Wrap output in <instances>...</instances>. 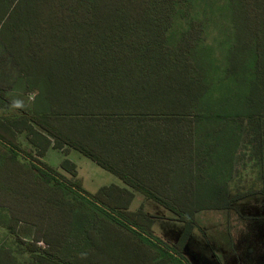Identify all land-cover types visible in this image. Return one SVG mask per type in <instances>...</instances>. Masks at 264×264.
I'll use <instances>...</instances> for the list:
<instances>
[{
	"label": "trees",
	"instance_id": "16d2710c",
	"mask_svg": "<svg viewBox=\"0 0 264 264\" xmlns=\"http://www.w3.org/2000/svg\"><path fill=\"white\" fill-rule=\"evenodd\" d=\"M7 19L17 23L16 26L26 24V40L32 41L30 36L36 32L44 33L40 37H49L41 43V50L38 45L26 46L27 42L21 46L22 54L29 57L18 60L13 67L16 77L18 69V78H22L18 90L34 87L31 82L34 65L37 59L49 55L46 45L56 50L52 40L57 43L64 40V44H58L61 54L53 59L54 72L36 84L40 90L57 86L95 90L107 86V82L122 89V95L111 99L114 100L111 105L104 104L106 101L102 99L80 97L62 101L58 109L47 108L42 112L33 109L26 118L30 127L46 135L47 139L41 137L42 148L31 137H26L31 146L27 151L19 141L0 136V209L12 216L4 227L14 232L10 224L26 223L34 228L40 241L52 243V251L24 245L31 257L25 264H188L181 249L190 234L193 213L225 208L229 203L225 198L227 188L219 187L221 198L217 201L187 210L142 185L137 175L130 176L116 166L139 163L155 166L148 165L155 159L129 146V140L134 128L154 126L157 119L172 116L185 121L194 118L201 123L200 128L190 131L194 135L198 132L199 137L207 132L222 134L226 125L232 124L229 130L236 129L249 137L246 144L256 149L261 160L264 0H15ZM208 28L221 30L223 34L219 58L211 55L212 46L199 42V36L206 34ZM56 33L64 38H55ZM1 95L2 92L0 99H3ZM116 120H121L123 128L118 140L112 138L113 133L118 134ZM206 121L215 125L214 131L205 128ZM70 123L82 130L95 127L112 137H108L107 144L100 141L103 135L97 139L87 134L76 137L68 134L72 128L66 124ZM49 146L76 150L116 175L128 189L109 185L95 193L86 191L73 164L65 160L62 166H51L41 160ZM199 148L204 150L205 146ZM112 153L125 155L123 161V156L117 160ZM131 190L164 206L175 214L173 219L184 222L177 244H168L156 236L151 218L142 210L129 211ZM19 197L32 201L23 202ZM13 198L15 202L11 201ZM47 211H54V215L67 213L68 219L64 221L67 227L74 225L73 219L79 213L91 224L102 221L114 234L121 235L119 244L113 245L116 251L94 244L88 250L90 255L80 251L79 246L64 249L57 242L61 233L52 230L51 237H44L42 224ZM76 231L72 226L67 233ZM78 236L81 238V233ZM98 250L101 254L96 257ZM0 264H11L8 252L1 248Z\"/></svg>",
	"mask_w": 264,
	"mask_h": 264
},
{
	"label": "rangeland",
	"instance_id": "374dc122",
	"mask_svg": "<svg viewBox=\"0 0 264 264\" xmlns=\"http://www.w3.org/2000/svg\"><path fill=\"white\" fill-rule=\"evenodd\" d=\"M14 1L4 0L0 3V92H4L1 95L3 99L0 100V136L6 140L19 141L23 149L30 151L31 146L24 136L26 133V137H31L38 147L43 145L41 137L44 136L46 139L47 137L42 132L39 133L35 127L34 129L30 127L26 116L28 117L33 109L40 110L48 105L49 91L46 90L47 88L40 90L36 84L43 82L45 75L54 72L52 62L54 57H59L61 54L58 44L63 46L64 40L58 43L52 40L56 50L46 45V54L49 55L37 59L34 74L32 73L34 77L31 75L34 87L32 86V89L27 92L18 90L17 85L22 78H18V69L17 77L15 76L13 67L15 64L18 65V60H28L26 57H29L26 53L22 54L21 46L27 42L26 46L38 45L41 50V43L49 40V37L46 35L40 37L44 33L37 35L39 33L36 32L30 36L32 41L26 40L25 36L28 32L26 24L16 26L17 23L7 19ZM55 38L63 39L64 37L56 33ZM199 38L201 45L212 46L211 55L214 58L220 57L221 43L224 41L221 30L208 28L206 34H201ZM29 70L32 72L31 67ZM23 80L26 81L25 78ZM13 87H15L14 90L10 91ZM8 100L12 101L11 104L17 102L21 104V107L17 108L16 117L9 116L10 111L4 105L9 102ZM186 120L174 116L165 117V119H157L153 123L155 127L143 125L140 128H134L129 146L141 150L147 156H152L155 161H150L148 165L152 163L155 166H142L139 163L137 166L116 167L125 169L130 176L137 175L142 185L153 189L166 200H175L177 206L187 210L196 205H205L204 202L217 201L221 198V194L218 193L219 187H226L228 195L225 198L231 202L227 203L225 208H206L193 213L191 231L181 253L188 264H231L233 251L240 254L247 263L251 261L255 264L257 260L264 259V151L260 160L256 149L246 144L249 137L240 134L236 129L233 132L232 129L229 130L232 124L226 125L227 129L224 128L223 132L221 130L222 134L213 135L207 132L203 137H199L198 132L194 135L190 131L200 128L201 123H196L197 120L194 118ZM66 126L72 128L71 132H68L70 135L75 134L76 137H80L87 133L82 130V127L79 129L78 125L73 126L70 123ZM209 127L214 131L215 125L206 121L205 128ZM202 145L205 146L204 150L199 148ZM40 158L48 165L54 166L64 156L56 150L48 149ZM67 159L76 165L82 186L90 193H95L101 187L110 184L124 187L115 175L92 163L76 150H70ZM68 165L65 164V166ZM61 172L70 177L68 172L64 170ZM1 181L4 179L1 178ZM19 200L32 201L24 197H19ZM11 201L15 202V198ZM128 208L132 212L142 210L149 216L153 233L163 241L168 244L178 242L185 224L173 219L175 214L170 210L138 192L133 194ZM53 212L44 213L45 219L42 224L45 229L42 231L44 237H51V231L56 230L57 233H61L57 242H60L64 249L67 247L78 249L79 246L80 251L86 252L87 255H90L91 244L97 245L98 248L99 245L108 246L111 252L116 251L113 245L119 244L121 235L114 234L107 224L102 221L91 224L79 213L73 219L74 225L69 224L67 227L64 221L68 219V214L56 212L54 215ZM247 217L251 218L249 222L252 228L246 227L249 226L248 219H245ZM11 219V214L1 208L0 248L8 252L11 264H25L31 261L24 247L26 244L52 251V243L49 241L50 244L47 245L44 239V242L40 241L31 225L22 222L10 224L15 230L14 232L7 230L4 227L5 223L11 222ZM72 226L73 229H77L76 234L67 233L68 228L71 229ZM247 229L253 231L255 235L248 241L241 240L239 246L234 245L233 243L236 244L238 241V232ZM78 232L81 233V238ZM72 235L77 236V240ZM243 249L244 251L250 249L249 254H243ZM100 254L98 250L96 257ZM244 260H241V263ZM109 262L114 261L109 260Z\"/></svg>",
	"mask_w": 264,
	"mask_h": 264
},
{
	"label": "crops",
	"instance_id": "0c3cea01",
	"mask_svg": "<svg viewBox=\"0 0 264 264\" xmlns=\"http://www.w3.org/2000/svg\"><path fill=\"white\" fill-rule=\"evenodd\" d=\"M16 76V75H15ZM110 83V84H109ZM105 85H107V86H102V87H100V88H97V89H93V88H85L84 86L82 87V88H76L75 86H73L72 87V89H69V88H67L66 86H57V87H51L50 89L49 88H47L46 90L47 91H49L48 92V97H47V101L48 102H50L51 101V104L50 105H46V107H44L43 109H40V111L42 112V111H44V110H47V108H52V109H54V108H56V109H58L57 107H59V106H62L63 105V103H62V101H66V100H71L72 98H80V97H82V98H87V97H90V98H95V99H102V100H104V101H106V102H104V104H106V105H111L112 104V102L111 101H114V100H111V99H115V98H117V97H120L121 95H122V89H120V88H118V86L117 85H115V84H111V82H107V84H105ZM14 88L15 87H13L12 89L10 88V91L11 90H14ZM30 89L29 88H25V92H27V91H29ZM36 91L38 92V90L36 89ZM16 92V91H15ZM35 92V91H34ZM41 92V91H40ZM42 93V92H41ZM2 94H4V92H2ZM93 96V97H92ZM97 97V98H96ZM5 99V98H4ZM0 100H2V99H0ZM9 101V100H8ZM53 101H55V102H57V104H53ZM108 101H110V103L108 102ZM10 102H12L11 100L7 103V104H4V105H6V108L10 111V114H9V116L10 115H12L13 117H16V113L18 112V110H17V107L15 106L16 105V103H13V104H11ZM35 109H37V108H35ZM12 113V114H11ZM96 121H98V120H96ZM115 124V126H116V130L118 131V134L117 133H113L112 135L114 136V137H112L110 134H108V133H106V132H99V131H96V128L94 127H91V129H89L88 128V130H86L85 129V131H87V133H85V134H87L88 135V137H90L91 139L92 138H95V139H97V137L98 136H100V135H103V138L100 140V141H104V144H107L108 143V137H112L113 139H115V140H118L117 139V137H119L121 134L119 133L120 131V129L122 128V126H121V120H116V122L114 123ZM80 129V128H79ZM122 130H123V128H122ZM27 134V133H26ZM25 134V135H26ZM84 134V135H85ZM24 135V136H25ZM25 138H26V136H25ZM94 140V139H93ZM92 141V140H91ZM96 142H97V140H95ZM99 141V142H100ZM92 143H93V141H92ZM48 149H53L51 146H49L46 150H48ZM64 149H66V150H64ZM53 150H56V149H53ZM63 150V151H62ZM70 150H72V149H69V148H66V147H63V148H61V149H59V150H56L57 152H59L61 155H63L64 156V158L57 164V165H54V166H62V164L64 163V161L65 160H67L68 162H70L71 164H73V166H76L72 161H70L69 159H67V154L70 152ZM83 156V155H82ZM112 157H115L117 160H119L120 159V157L121 156H123L122 158H121V162L123 161V159H124V156L125 155H123V154H121V153H112V155H111ZM85 157V156H84ZM85 158H87V157H85ZM87 159H89V158H87ZM92 163H94V164H96L94 161H92L91 159H89ZM97 165V164H96ZM98 166V165H97ZM134 166H137V164H135ZM75 171H76V176L78 177V174H77V170H76V167H75ZM114 175V174H113ZM116 176V175H115ZM117 177V176H116ZM118 178V177H117ZM78 179H79V177H78ZM119 179V178H118ZM80 180V179H79ZM120 180V179H119ZM121 181V180H120ZM81 182V181H80ZM122 182V181H121ZM123 183V182H122ZM82 184V183H81ZM110 185H114V184H110ZM123 185H124V187H119V188H126V189H128V187L123 183ZM114 186H116V185H114ZM118 187V186H117ZM131 192H132V194H134V193H136V191H132L131 190ZM139 193V192H138ZM228 195V194H227ZM228 197V196H227ZM227 201H229V202H231L230 200H227ZM245 219H248V217L247 218H245ZM249 220H251V218H249L248 219V225L249 226H246V227H250V228H252L251 227V222H249ZM239 223V222H238ZM255 235V233L253 232V231H251V230H242V231H239L238 232V241L236 242V244L235 243H233L234 245H240L241 244V240H245V241H248V240H250L251 239V236H254ZM250 237V238H249ZM256 238H257V235L255 236ZM235 241V240H234ZM250 249H248L247 251H244V249H243V254H245V255H247V254H249V251ZM241 260H244L241 256H240V254H237L236 252H234L233 251V256H232V262H231V264H252L251 263V261L249 262V263H247V261H242V263H241ZM255 264H264V259H261V260H257L256 262H255Z\"/></svg>",
	"mask_w": 264,
	"mask_h": 264
},
{
	"label": "clouds",
	"instance_id": "9594fccd",
	"mask_svg": "<svg viewBox=\"0 0 264 264\" xmlns=\"http://www.w3.org/2000/svg\"><path fill=\"white\" fill-rule=\"evenodd\" d=\"M15 106H16L17 108L21 107L20 102H17Z\"/></svg>",
	"mask_w": 264,
	"mask_h": 264
}]
</instances>
